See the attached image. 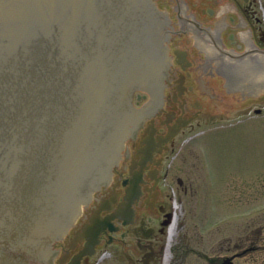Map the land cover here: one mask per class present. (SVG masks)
Here are the masks:
<instances>
[{
  "label": "bare ground",
  "instance_id": "6f19581e",
  "mask_svg": "<svg viewBox=\"0 0 264 264\" xmlns=\"http://www.w3.org/2000/svg\"><path fill=\"white\" fill-rule=\"evenodd\" d=\"M7 1L13 3L12 0ZM58 2V6H72L73 14L68 15L70 24L68 33L77 36L71 40V43H84L89 49L83 55L75 51L74 56L69 53L68 58L72 61L76 60L75 75L80 82L77 87L78 99L81 95L85 96L86 89L90 87L92 89V98L84 99V105L89 104L90 111L88 108L86 111L85 107H79L73 112L74 114L68 113L70 117L68 118L66 113H63L62 100L58 101L57 106L56 104L53 106L54 102H49L46 111V108H37V104L33 105V99L30 98L33 92L30 93L23 88L22 97L16 99L11 89L9 95L5 96L6 110L1 111L0 120L1 131L6 124L19 126L10 139V155L5 161L6 164L11 157L14 168L8 169L2 164L0 225L3 222L10 224L12 219H17L16 222L23 220L22 231L26 232V238L21 235L18 244L15 238L20 232L10 224L11 230L15 232L12 233L14 240L10 238L11 230L5 232L3 237L13 240L16 245H22L17 249L22 251L19 253L23 258L28 254L36 253L42 261H48L52 256L45 244L37 241L38 235L48 231L53 238L63 236L81 215L93 191L107 182L111 161L116 156V150L122 145L124 134L127 135L137 129L158 104L163 87L162 81L167 75V67L170 64L168 47L165 43L171 34L170 29L167 28L169 22L166 12L161 11L154 0H60ZM5 4L0 0V21L7 25L8 11L1 7ZM157 23H160L161 28L164 29L163 33L159 34L160 54L165 61L164 66L150 63L147 54L141 51L135 54L131 49L134 45L139 48V44L148 41L154 34ZM181 24L194 33L196 43L206 53L207 60L215 61L218 67L224 66L226 70L224 74L231 88L248 90L256 95L264 92V53L255 51L256 47L249 34L243 33L242 38L251 52L242 57L234 53L218 51L221 44L218 31L200 32L194 21L183 20ZM123 29L126 34L120 33ZM140 29L143 34L140 33ZM136 34H140L137 39L134 37ZM89 41H93L94 44H90ZM131 43H134L132 47ZM90 45H94V51ZM127 57L130 60H136V57L148 60L146 73L143 71L139 78L142 80L145 76L154 80L152 84L147 83L148 86H145L150 89L151 99L142 108L131 109L130 113L125 110L126 107L122 102L125 94L113 91L112 79L115 69L122 68L120 61ZM132 64L129 61L123 71L129 74V78L134 79L138 68L136 69ZM87 79L92 82L88 87L85 82ZM51 93L54 94L53 91ZM114 106L127 112L121 116L119 122L114 121L116 114L115 111L113 112ZM127 124H131V127L129 128ZM94 172L97 174L86 182L89 174ZM54 184H56L55 190L52 188ZM53 195H58L60 200L56 208L48 202ZM47 207L49 208L46 209ZM175 207L178 208L179 205L176 203ZM33 211H36L40 219L33 218ZM170 229L172 233L174 229ZM0 264L20 263L0 256Z\"/></svg>",
  "mask_w": 264,
  "mask_h": 264
},
{
  "label": "rangeland",
  "instance_id": "374dc122",
  "mask_svg": "<svg viewBox=\"0 0 264 264\" xmlns=\"http://www.w3.org/2000/svg\"><path fill=\"white\" fill-rule=\"evenodd\" d=\"M12 1L13 3H10L5 0L7 3L5 4L2 0L5 6H1L8 11L9 22L5 25L0 21V120L1 111L6 110L5 96L9 95L11 89L16 99L22 97L23 88L30 93L33 92L30 95L33 105L37 104V108H46V111H48L49 102L52 101L53 106L55 104L57 106L58 101L62 100L61 107L68 118H70L68 113L77 111L79 107L88 108L90 111L89 104L84 105V99L92 98V89L91 87L86 89L85 96L81 95L78 99L77 87L80 82L75 75L76 60L72 61L68 58L69 53L74 56V51L82 55L89 51L84 43H71V40L77 36V34L68 33L70 25L68 15L73 14L72 6H58L60 0ZM154 1L160 10H165L159 6L158 0ZM166 11L173 18L170 24L177 29L178 20L173 17L172 9ZM163 31L160 23H157L154 34L149 40L144 41L143 45L139 44V48L135 45L132 47L134 43H131V49L135 54L140 51L147 54L150 63L164 66L165 61L160 54L161 42H159V34ZM120 33L126 34L125 29ZM140 33L143 34L141 29ZM139 35H134L135 39ZM89 42L94 44L93 41ZM165 43L171 47L170 43ZM90 47L94 51V45ZM169 55L172 56L170 49ZM91 56L93 57L92 54ZM129 61L130 64L133 63L132 66L138 68L137 74L134 71L136 74L134 79L129 78V74L123 71ZM147 63L148 60L137 57L136 60H130L127 57L120 61L122 68L116 66L112 76L113 91L125 94L122 102L128 113L132 112L131 109L142 108L151 99L150 89L146 88L148 86L146 84H152L154 80L145 76L142 80L139 78L143 71L146 73ZM85 82L87 87L92 84L88 79ZM68 87L70 88L65 91ZM245 92L248 95V90ZM138 94L141 98H138ZM241 95L240 92L225 97L224 90L218 93L219 97H225V103L233 109L260 100L264 102V94L258 98L257 95L252 94L254 98L247 96L245 100L240 99ZM49 96L52 98H48ZM112 97L110 91V98ZM120 110L122 109L113 107V112H116L114 116L116 122L117 120L119 122L126 112ZM127 126L130 128L131 124ZM18 129V125L6 124L3 125L2 131L0 130V177L2 164L8 169L14 168L11 157L6 164L5 161L10 155V139ZM127 138L128 135L124 134L122 139L126 141ZM167 162L171 178L166 186L177 197L178 211L188 210L186 215L189 223L186 226V232L190 247L186 264H206L208 262L203 259L204 256L219 252L226 253L222 246H225L227 240L231 250H234L240 237L245 240V246H247L257 239L256 233L259 229L262 230L261 254L258 253L257 262L250 264L264 262V107L261 114H256L252 110L251 113L236 118L215 115L203 119L200 125L181 136ZM96 174L97 172L89 174L86 182ZM178 177L182 178V185H179ZM54 186L56 187V184L52 188ZM59 201L58 195L48 199L55 208ZM45 204L46 202L43 203L44 207ZM35 212L33 211V218L40 219ZM16 220L12 219L10 224L20 232L15 238L18 243L21 235L26 238V232L22 231L23 220H20L21 222ZM10 224L3 222L0 225V256L7 257L13 262L18 261L20 264H43L35 260L36 256L33 254L22 257L19 253L22 251L17 249L22 245L14 244L12 233L15 232L11 230ZM8 230H11L10 238L13 240L3 237ZM52 240L53 235L48 231L39 234L37 239L44 243L47 249ZM243 264H249V262L246 261Z\"/></svg>",
  "mask_w": 264,
  "mask_h": 264
},
{
  "label": "flooded vegetation",
  "instance_id": "af4514ba",
  "mask_svg": "<svg viewBox=\"0 0 264 264\" xmlns=\"http://www.w3.org/2000/svg\"><path fill=\"white\" fill-rule=\"evenodd\" d=\"M157 2L162 9L171 8L178 20L175 29L167 12L172 62L167 67L158 104L130 133L111 180L95 192L65 238L54 244L46 264H186L190 247L186 232L188 210L178 211L177 197L166 186L171 178L167 160L181 136L203 119L242 116L239 110L245 105L233 109L225 103V97L241 92L240 99L245 100L247 96L254 98V94L231 88L224 66L207 60L194 33L181 22L194 21L200 32L218 31L221 44L217 49L221 53L242 57L250 54L243 33L249 34L255 51L264 53V0ZM220 90H224L225 97L218 96ZM249 106L261 114L264 102ZM177 181L183 184L182 178ZM92 217L94 237L80 236ZM170 228L174 229L172 233ZM256 234L257 239L247 246L240 237L231 250L227 240L222 246L226 253L203 259L206 264L255 263L262 249V230Z\"/></svg>",
  "mask_w": 264,
  "mask_h": 264
},
{
  "label": "water",
  "instance_id": "95a60500",
  "mask_svg": "<svg viewBox=\"0 0 264 264\" xmlns=\"http://www.w3.org/2000/svg\"><path fill=\"white\" fill-rule=\"evenodd\" d=\"M248 109H243L241 110V112H247ZM95 222H94V218H91L90 223L86 224L83 228V231L81 232L82 235H89V236H93L94 237V233H95ZM71 264H79L78 262L76 263V261L72 262Z\"/></svg>",
  "mask_w": 264,
  "mask_h": 264
}]
</instances>
